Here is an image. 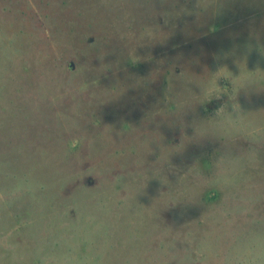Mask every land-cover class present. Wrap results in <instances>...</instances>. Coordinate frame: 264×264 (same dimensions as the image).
Returning <instances> with one entry per match:
<instances>
[{
  "label": "rangeland",
  "instance_id": "374dc122",
  "mask_svg": "<svg viewBox=\"0 0 264 264\" xmlns=\"http://www.w3.org/2000/svg\"><path fill=\"white\" fill-rule=\"evenodd\" d=\"M255 235L264 0H0V264H239Z\"/></svg>",
  "mask_w": 264,
  "mask_h": 264
},
{
  "label": "clouds",
  "instance_id": "9594fccd",
  "mask_svg": "<svg viewBox=\"0 0 264 264\" xmlns=\"http://www.w3.org/2000/svg\"><path fill=\"white\" fill-rule=\"evenodd\" d=\"M239 107L232 105L233 110L237 113ZM226 264H235V262L228 260ZM239 264H264V235H255L250 241L249 247L241 253Z\"/></svg>",
  "mask_w": 264,
  "mask_h": 264
}]
</instances>
